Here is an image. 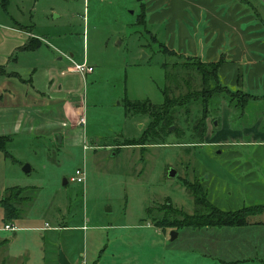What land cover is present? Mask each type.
Wrapping results in <instances>:
<instances>
[{
  "label": "rangeland",
  "instance_id": "374dc122",
  "mask_svg": "<svg viewBox=\"0 0 264 264\" xmlns=\"http://www.w3.org/2000/svg\"><path fill=\"white\" fill-rule=\"evenodd\" d=\"M139 6L136 0H0V64L4 42L17 36L12 29L20 24L75 62L87 58L94 66L84 77L69 75L81 96L69 110L81 140L68 144L69 131L36 137L32 132L40 126L46 132L39 122L33 128L17 120L12 129L1 102L0 200L6 189H19L13 207L20 213L5 220L0 206V264H59L60 255L69 264H264V211L248 217L245 228L178 227L184 217L206 216L211 208H264V179L252 175L258 169L264 176V107L246 108L255 98L242 107L218 100L200 144L186 143L198 142L187 123L148 136L149 118L128 112L126 103L161 107L164 88L181 83L189 58L168 56L150 41L138 24ZM46 50L47 57L40 50L7 58L9 70L0 66V93L6 89L28 102L41 90L47 68L72 67ZM166 63L173 76L167 81ZM15 66L37 69L39 84L27 82L26 70L12 77ZM53 78L62 80L58 71ZM192 84L199 87L196 76ZM78 169L86 174L83 185L71 182ZM194 189L204 205L195 204Z\"/></svg>",
  "mask_w": 264,
  "mask_h": 264
},
{
  "label": "crops",
  "instance_id": "0c3cea01",
  "mask_svg": "<svg viewBox=\"0 0 264 264\" xmlns=\"http://www.w3.org/2000/svg\"><path fill=\"white\" fill-rule=\"evenodd\" d=\"M137 3L140 5L138 17H141L138 24L146 32L150 41L158 45L159 50L161 47H166L181 56L203 62L221 60L218 75L222 84L255 97L257 101L252 100L246 108L264 107V0H142ZM18 25L20 24H17L19 30L12 29L17 36L4 42V62L0 64L3 69L9 70L11 60L8 59L13 58L15 52L35 54L42 50L44 57H47L49 53L46 49H51L59 55L54 58L58 63L62 59H67L69 62L79 64L74 61L73 55L62 54L46 38L34 35L29 28ZM27 43H30L32 48L28 51L21 50ZM86 59L84 58L83 62L93 68V71L89 73L92 74L94 66L90 65ZM71 64L72 67L67 68L66 71L59 68L50 72L47 68L44 73L45 78L39 85L41 90L35 89L34 97L28 102L20 101L19 97L16 98L6 89L0 93V107L1 102L5 101L4 110L13 119L12 129L15 128L17 120L20 123L28 121L33 128L39 122L44 124L46 132H42V126H40L32 132L36 137L45 134V137L49 139L50 136L53 137L55 131H69L66 137L68 144L79 140V133L74 130L75 119L69 115V110L76 100L81 99V96L71 89L74 77L69 75H81L75 71L72 62ZM16 66L10 70L15 73L12 77L26 70V76L29 77L27 82L32 83L34 80L39 84L37 69L27 70ZM54 71H58L62 82L55 83ZM9 96L13 99H8L9 102H7ZM80 111L81 107L78 108V112ZM245 114L247 115L246 112ZM58 120L62 122L59 123ZM67 126L69 129L66 128ZM11 131L10 129L8 134ZM56 138L60 140V135L56 134ZM257 154L255 151L254 155ZM261 154H264V149ZM216 155H219V152H216ZM256 170L252 172L253 177L262 181L264 176L258 173V169ZM238 173L239 177H242V173ZM242 178L247 181L252 179L251 176ZM63 183L66 184L65 179Z\"/></svg>",
  "mask_w": 264,
  "mask_h": 264
},
{
  "label": "trees",
  "instance_id": "16d2710c",
  "mask_svg": "<svg viewBox=\"0 0 264 264\" xmlns=\"http://www.w3.org/2000/svg\"><path fill=\"white\" fill-rule=\"evenodd\" d=\"M139 23L141 17H138ZM31 44L27 43L21 50H30ZM161 52L164 54L177 57V54L173 50H169L166 47H161ZM221 60L217 62H203L199 59L189 58L182 65L184 69V75L181 78V83L175 82L174 87L166 86L162 92L164 98V104L161 107H156L150 103H126V110L133 114L146 115L149 118V124L146 130V134L156 138L158 137L159 130H167L170 132V128L173 127L175 132L180 124L187 123L186 131L193 138H196L198 142L190 140L193 145L203 143L206 134V119L211 116L212 111L218 110L216 103L222 99L227 104L242 107L249 101L250 98H255L250 94H247L237 89V95L233 94L228 87L222 84L219 79L218 71L221 65ZM173 66V65H172ZM165 78L170 80L171 72L168 67V63L164 64ZM177 65H175V68ZM172 68V67H171ZM196 76L199 80V87L195 88L192 84V79ZM174 78H177L175 76ZM183 84L185 91H180ZM180 91L175 95V92ZM247 99V100H246ZM185 118L184 122L182 118ZM194 122L191 130L189 129L190 123ZM146 135V136H147ZM148 135V136H149ZM19 189L8 188L5 190L3 198L0 200V206L3 209V215L5 220H16L19 218L17 209L13 206L18 201ZM193 194L194 202L197 205L198 202L203 203L199 200L196 195L195 189L191 190ZM264 211L262 206H249L241 208L237 211H222L216 208H211L209 215L197 216L194 215L184 217V222L178 227H192V228H203V227H231V228H242L247 226V218L255 215H260Z\"/></svg>",
  "mask_w": 264,
  "mask_h": 264
},
{
  "label": "built area",
  "instance_id": "2783aa9c",
  "mask_svg": "<svg viewBox=\"0 0 264 264\" xmlns=\"http://www.w3.org/2000/svg\"><path fill=\"white\" fill-rule=\"evenodd\" d=\"M71 62L73 63V67H74L75 71L78 74H80L81 77H84L85 75H87L93 71V68L91 66H89L86 62H83L81 64L74 63L73 61H71ZM80 122L82 124L84 123L83 118L80 120ZM85 178H86V174H85L84 169H78L75 171L74 176L71 178V182L83 185L85 183ZM4 229L5 230H15V228H13L12 226H9V225H5Z\"/></svg>",
  "mask_w": 264,
  "mask_h": 264
},
{
  "label": "water",
  "instance_id": "95a60500",
  "mask_svg": "<svg viewBox=\"0 0 264 264\" xmlns=\"http://www.w3.org/2000/svg\"><path fill=\"white\" fill-rule=\"evenodd\" d=\"M137 2H141L142 0H136ZM173 129V127H171L169 130L171 131ZM59 139V137H58ZM23 173L28 174L31 171V168L29 167V165H25L22 168ZM176 174V172L172 169L169 170V176L170 177H174ZM177 237V234L174 232L171 233V240L173 241L175 238ZM59 264H68L67 260L65 259V257L63 255H60L59 257Z\"/></svg>",
  "mask_w": 264,
  "mask_h": 264
}]
</instances>
